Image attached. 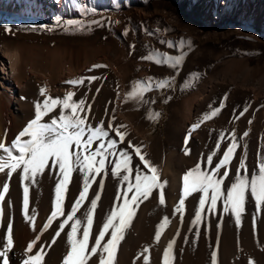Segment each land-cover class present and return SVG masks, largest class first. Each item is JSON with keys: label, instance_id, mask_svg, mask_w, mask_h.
<instances>
[{"label": "rangeland", "instance_id": "rangeland-1", "mask_svg": "<svg viewBox=\"0 0 264 264\" xmlns=\"http://www.w3.org/2000/svg\"><path fill=\"white\" fill-rule=\"evenodd\" d=\"M215 1L0 0V95L3 93L5 101L12 102L11 105L6 103L4 109L0 108V129L3 130V137L7 133L6 143H10L33 118L34 102L43 100L39 96L41 87H46L48 95L52 97H63L68 91H74L76 99L86 94L88 102L92 104L89 120L93 125L100 120L107 124L114 110L115 125H126V139L142 146L143 152L147 153L146 159L160 170L161 180L168 182L164 190L165 206L159 205L158 193L154 192L149 200L140 205L132 224L146 210L149 211L148 224L155 228L167 215L171 224L165 232L172 227L183 230L178 257L185 264L201 254L205 242L196 238L195 229L189 231L198 204V193L186 200L182 226L179 214L173 215V209L180 198L183 175L214 148L221 130L230 135L234 129L238 138L245 131L249 133L240 141V148L232 163V173L226 184L234 176L239 159L244 154V145H247L249 170L256 166L258 154L264 155V36H254L246 26L237 29L228 20H222L218 12L222 0L218 6ZM244 4L249 5V1ZM81 7L95 9V14L83 17L78 10ZM241 8L240 3L235 13L239 14ZM56 17L64 20L96 19L104 23L103 26H93L90 31L65 32L63 27H55ZM43 25L52 26L54 30L47 31L41 27ZM162 41L173 42L177 47L169 49L167 43ZM181 41L184 42L182 46ZM181 47L185 59L176 70L141 59L153 50L179 55ZM8 55L17 56V69L13 76L2 72L3 64L9 66ZM93 65L107 67L90 72ZM192 73H199L200 78L194 80L191 87L183 88L185 80ZM81 76H97L100 79L90 85L85 81V85L78 88L66 84L67 80ZM149 76H174L175 82L171 88L147 93L145 99L155 100L154 104L125 103L124 95L130 90L131 82L145 80ZM168 97L171 99L168 100ZM221 101L226 104L221 113L193 131L186 144L191 126L209 111V105L218 107ZM246 106L248 111L236 119ZM150 110L161 114L158 120L146 118ZM58 112L59 109L51 115H57ZM111 135L115 136L114 133ZM226 143L222 144V149ZM125 146L120 145L122 148ZM185 149L190 154H185ZM133 162L139 164L138 158H134ZM5 178H0V188ZM55 183V174L46 171L38 183L31 187H43L44 191L37 212L43 213L49 207L51 209ZM80 186L81 177L74 173L66 206L70 207ZM117 187V180L109 175L100 200L103 206L99 211L98 204L96 214L105 217L113 204ZM11 189L12 185L5 197L4 215ZM13 189L14 196L20 195L23 200L20 181ZM95 190L97 185L93 184L90 198ZM10 200L12 207L14 199ZM254 213V202L249 199L242 222L249 218L252 221ZM256 217L257 222L260 216ZM233 219L231 214L223 213L222 205L218 203L217 213L210 217V231L207 222L201 226L200 231L204 228L206 237H213L214 248L219 235L220 250L232 234L231 228L235 223ZM218 224L221 225L219 229ZM154 234L155 231L152 238ZM143 243L144 237L141 234L133 257L137 256Z\"/></svg>", "mask_w": 264, "mask_h": 264}, {"label": "snow or ice", "instance_id": "snow-or-ice-1", "mask_svg": "<svg viewBox=\"0 0 264 264\" xmlns=\"http://www.w3.org/2000/svg\"><path fill=\"white\" fill-rule=\"evenodd\" d=\"M78 10L83 17L95 14V9L92 8L81 7ZM54 22L55 27H63L65 32L90 31L93 26H103L104 23L96 19L64 20L62 17L54 18ZM41 27L47 31L54 30L49 25ZM125 35H127V31H125ZM161 43H167L169 49L177 47L170 41ZM183 43L181 41V46ZM141 59L176 70L182 66L185 55L181 47L179 55H169L167 52L161 53L153 50ZM105 67L107 66L93 65L89 71ZM199 78V73L190 74L189 78L185 80L183 88L191 87L192 82ZM97 79L100 77L81 76L67 80L66 84L78 88L84 86L85 81L90 85ZM174 82V76L163 78L149 76L145 80L132 81L130 90L124 95V102H134L137 105L154 104L155 100L145 99L147 93L171 88ZM97 93H99V89H97ZM119 95L117 92V98ZM39 96L43 97V100L34 102V116L26 126L10 143H6L7 133H5V140H0V173L6 174L7 177L0 188V227L5 229L4 234L0 236L2 264H9V254L14 249L13 222L9 218L6 225L3 223V206L9 192V181L13 174L17 173L23 189V216L32 231L37 233L24 249L21 264H44L47 252L45 245L39 244V242L54 222L57 223V226L52 229L54 235L47 247L50 248L52 244L56 243L57 238L61 237V233H65L67 251L63 257V264H89L94 257L97 258L94 264H116L119 246L124 241L126 232L140 205L149 200L154 192H157L159 205L165 206L166 194L164 190L168 182L161 180L160 170L149 159H146L147 153L143 152L142 146L126 139L128 136V133L124 131L126 125H115L114 110L112 119L107 124L104 120H100L93 125L89 120L92 104L88 102L86 94L76 99L74 98L76 93L68 91L63 97H52L48 95L46 87H41ZM170 99L171 97H168V100ZM226 100L225 96L224 101ZM224 101H221L218 107L209 105V111L205 112L189 129L185 140L186 144L193 131L221 113L226 106ZM167 102L166 100L165 103ZM57 109H59L58 114L51 115ZM247 111L248 106L239 116H236V119H239ZM160 115V113L150 110L146 118L155 121ZM46 117L48 119H45ZM251 123L250 120L249 124ZM111 133H114L115 136ZM248 135L249 133L245 131L238 138L234 129L230 135H226L225 130H221L214 148L205 157L198 160L196 165L182 177L181 194L173 209V215L179 214L182 226L186 214V200L198 193V204L195 207L189 229V231L195 229L197 239L200 236V228L205 222H207L210 231V217L217 213L218 203L222 205L223 213L231 214L234 217L237 229L242 225L249 199L254 202L256 213L264 210V155L258 154L256 166L249 170L247 145H244V154L239 159L234 176L228 184L225 183L232 173V163L238 148H240V141ZM226 141V147L222 149L221 146ZM122 144H126V146L120 147ZM185 154H190L188 149H185ZM134 158H138L139 164H134ZM46 171L55 174L54 198L46 222L38 229L36 226L38 213L35 208L30 209L29 193L30 188L38 183ZM74 173H78L81 177V186L77 197L68 207L66 199L69 196V186L73 182ZM109 175L118 182L116 196L99 225L98 231H93L98 204L105 189V180ZM98 177L99 180H97ZM93 184L97 185V190L90 198L89 192ZM8 206H11V200L8 201ZM82 208H84V212L77 215ZM256 213L253 214L254 235L256 234ZM170 224L171 219L167 215L160 220L156 226L154 244H159L163 233ZM220 227L221 225L218 224L217 228ZM66 228L67 231H65ZM179 235L180 229L178 228L175 236L168 241L163 250L161 264H173L174 247ZM106 237L107 239H105ZM185 243H187V237H185ZM257 243L259 244L258 240ZM34 248L37 250L33 254ZM218 252L219 235L215 249L210 250V264H219ZM141 257H143V264H150V246L143 247L133 264H136V260H140ZM249 264L252 262L250 261Z\"/></svg>", "mask_w": 264, "mask_h": 264}, {"label": "bare ground", "instance_id": "bare-ground-1", "mask_svg": "<svg viewBox=\"0 0 264 264\" xmlns=\"http://www.w3.org/2000/svg\"><path fill=\"white\" fill-rule=\"evenodd\" d=\"M5 1L10 2V0ZM219 1L220 0L215 1L216 6H218ZM248 1L249 5L244 4V2L246 3ZM240 3L242 5L241 11L239 14H236L235 11ZM219 6L220 7L218 9V12L221 14L222 20H225V22L228 20L230 23L234 24L237 29H240L241 26H246L254 36H264V0H222ZM231 10H233L234 12L231 13ZM8 58L9 66L3 64L2 72L4 74L8 73L9 75L13 76L17 69V56L8 55ZM3 96L4 95L2 93V95H0V108L2 109L7 106L6 103H9V105H11L12 103L8 100L6 102V99H4ZM1 125L2 124L0 122V126ZM4 137L3 130L0 129V140H3ZM2 176H6V174L0 173V178ZM6 179L7 177L5 178V180ZM18 181V173L13 174L11 180L9 181V186L12 185V189L10 190L8 197V201L10 200V198L14 199L13 206L9 207L7 201L5 210L6 213L4 215L3 221L5 225L9 218L13 222L14 249L13 252L9 254V264H21L24 249L37 234L33 232L30 225L25 222L21 205V201L23 200L20 198V195H16V197L14 196L15 192L13 188L16 187ZM42 193H44L43 187H37L36 189L30 188V209H38L40 198H44L41 196ZM45 200L47 202V196L45 197ZM100 203L99 211L103 206V203ZM83 212L84 208H82L81 211L77 213V215H81ZM37 213L38 215L36 218V226L39 229L40 227H42L46 216L50 213V207L43 213ZM148 215L149 211L146 210L135 223L131 224L130 228L126 232L124 241H122L121 245L119 246L116 256V264H133V261L136 257H133L132 254L134 253V248L138 244V236L141 234L144 237V243L139 247L138 253L142 251L144 246H150V264H161L164 247L167 245L168 241L175 236L177 230L173 229L174 227L168 229V231L165 232L163 238H161L159 244H154V238H152L151 236L153 235L156 228L152 224H148ZM256 215L260 217L256 222L255 235L253 233V220L250 221L251 218H249L248 220L245 219L239 229H237L234 223V226H232L231 228L232 234L229 240L225 245L223 243V247H221L218 252L219 264H249L250 261L252 262V264H264V210H262L259 214L256 213ZM175 219L178 220L177 217ZM95 220L96 224L94 225L93 231H98V227L101 224L103 217L99 214H96ZM56 226L57 223L54 222L52 227L43 234L39 242V244L45 245V251L47 252V255L44 258V264H63V257L67 251L65 233H61V237L57 238L56 243L52 244L50 248L47 247V245L51 243L52 236L54 235L52 229ZM178 227L179 225L177 226V228ZM202 229L203 231H200L199 238L205 242V246L201 247V249L203 250H201L200 255L190 259V263L186 259L188 264H210V250L215 249L214 239L213 237H210V239H208L205 235L204 228ZM4 231L5 229L3 227H0V236L4 234ZM65 231H67V228ZM182 231L183 230L181 229L179 238L177 239L174 247L173 264H185L184 260H181L182 258L178 257V253L183 240ZM257 240L259 241V244L257 243ZM36 250L37 248L33 249V254ZM96 260L97 258L94 257L93 260L89 262V264H94ZM0 264H2V258H0ZM136 264H143V257H141L140 260H136Z\"/></svg>", "mask_w": 264, "mask_h": 264}]
</instances>
